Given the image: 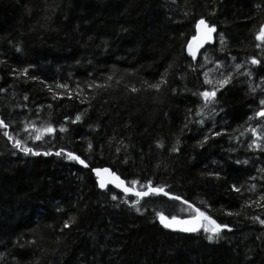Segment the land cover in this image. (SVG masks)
Segmentation results:
<instances>
[{
  "label": "trees",
  "instance_id": "16d2710c",
  "mask_svg": "<svg viewBox=\"0 0 264 264\" xmlns=\"http://www.w3.org/2000/svg\"><path fill=\"white\" fill-rule=\"evenodd\" d=\"M261 25L264 0H0V264H264ZM96 167L230 229H169L188 203Z\"/></svg>",
  "mask_w": 264,
  "mask_h": 264
},
{
  "label": "snow or ice",
  "instance_id": "6c2138e0",
  "mask_svg": "<svg viewBox=\"0 0 264 264\" xmlns=\"http://www.w3.org/2000/svg\"><path fill=\"white\" fill-rule=\"evenodd\" d=\"M197 29L199 30L201 27H203L205 29V34H206V38L207 39H211V33L213 31H215V26H211L209 27L205 21L203 19H201L197 25H196ZM195 39V37L193 38ZM256 39L257 40H264V25H261V28L259 30V33H257L256 35ZM221 40H223V37H221ZM189 53L190 55H192L193 57H195V51L192 50V45H191V42H189ZM252 63L253 64H256L258 63V61L256 59H253L252 60ZM237 67H239V65H237ZM24 71L26 72L27 69H24ZM228 79L229 77H224L223 79L217 81V83L223 87L224 84H226L228 82ZM205 83H211L210 80H208L207 78L205 79ZM59 87H67V85H59ZM149 87L151 88H154V89H159L160 88V83H155V84H151L149 85ZM133 91H136V89H133ZM215 90L213 91H205V92H202L200 93L201 96H203L205 98V101L206 102H209V101H214V97H215ZM260 104L261 105H264V100H261L260 101ZM257 116H261V117H264V108H262L259 112L256 113ZM80 119V116H77L76 117V120H79ZM0 126H3V127H7V125L4 124L3 121H0ZM63 130V129H62ZM47 132H52L53 129L51 127L47 128L46 129ZM253 132L255 133V130L253 129ZM5 135H8L7 132H5ZM9 139H12V137H9ZM36 139H40L39 136L36 137ZM15 146L16 147H20V150L23 151L24 153L26 154H36V153H33V150L31 148H28V147H21V141L20 140H16L15 141ZM91 147V145H90ZM257 147H259V145H257ZM175 150V149H173ZM63 150H61L62 152ZM61 152H57L56 155H60ZM48 153H45V155H47ZM68 157L69 158H72V159H75V160H78L81 164L84 163L83 160H80L79 156H75L73 155L72 153H67ZM97 173L100 172L99 169H96L95 170ZM104 171H107V169H105ZM114 175V174H112ZM118 179V178H117ZM123 181H120L119 184H117V186H121L123 185ZM133 184L136 183V181H133L132 182ZM100 187L103 188L105 187V182L101 181L100 183ZM234 190L236 191H239L238 188H235L234 186ZM124 191L125 192H130V191H133V189H130V188H124ZM151 191L153 193H156V192H163V189H156V188H152ZM135 195L137 196H145V195H148L147 192H136ZM164 195H168V193H164ZM116 197L113 196V199H115ZM262 199H264V197H261ZM176 199H179V197H176ZM185 203H187V201H185ZM189 207H192L193 208V212L196 213V217H194L192 220H177V218L175 216L171 217V222H166L167 221V218L164 217L163 215L160 216L161 218V222L164 223V226L165 227H169V228H172V227H176V226H179V225H191V226H185V227H182L181 230L182 231H185V232H196L198 230L199 227H203L204 228V231L206 233H210L206 238L208 240H213L214 237H218L219 236V233H220V230L222 228H226L227 225H221V224H217L214 220L211 219V217L207 216L205 214V212L201 211L199 208H194L192 205H189ZM197 219H203L204 221H208V223L211 225V227L209 226H204V225H199V224H196L194 221L197 220ZM262 224H264V220L260 221ZM68 226V223L66 222L65 223V227Z\"/></svg>",
  "mask_w": 264,
  "mask_h": 264
},
{
  "label": "water",
  "instance_id": "95a60500",
  "mask_svg": "<svg viewBox=\"0 0 264 264\" xmlns=\"http://www.w3.org/2000/svg\"><path fill=\"white\" fill-rule=\"evenodd\" d=\"M200 20H201V19H200ZM200 20H199V21H200ZM203 20L205 21V23H206L209 27L212 26V25H210V24L208 23V21H206L205 19H203ZM199 21H198V22H199ZM198 22H197V23H198ZM215 36H216V29H215V31H213V32L211 33V39H207V38H206V34H205V29H204L203 27H201V28L198 30L197 27H196V33H195V35H194L195 39H193V38H194V37H193V38L189 41V42H191L192 50L195 51V57H193V56L191 55V57H192L193 60H197V59L200 57L202 51L205 49V47H206L210 42H212V41L214 40ZM187 49H188V52H189V43H188ZM189 54H190V53H189ZM75 156H76V155H75ZM80 160H82V159L80 158ZM78 162H79V161H78ZM79 164H81V163L79 162ZM81 165L86 166V167L88 166L85 162H84L83 164H81ZM96 169H99L100 172L97 173V172L95 171ZM105 169H107V171H104ZM93 173H94V175H95V177H96V179H97V183H98L99 187H100V183H101V181L105 182V187H103V188L100 187V189H102V190L107 189L108 186H112V187H114L115 189H118L119 191H121L122 193H124L125 195H129V196H137V195H135L136 192H147L148 195H145V196H137V197H139V198H145V197H148L149 195H151V194L153 193V192L151 191L152 188L163 189V188H160V187H149V188H147V189H145V190H139V189H137V188H135V187H132V186L128 185L127 182H126V180H125L124 178H122L118 173H116L115 171H113V170H112L111 168H109V167H96V168L93 169ZM112 174H114V175H112ZM117 178H118V179H117ZM120 181H123L124 183H123V185H121V186L118 187L117 184H119ZM124 188H130V189H133V191L125 192V191H124ZM164 193H168V192L165 191V190L163 189V192H156L155 194L164 195ZM164 196H166V197H168V198H170V199H176V197H179V196H176V195H173V194H170V193H168V195H164ZM178 200L185 202V200H184L183 198H181V197H179ZM187 203H188L189 205H192V204H190L189 202H187ZM195 208H197V207H195ZM200 210H201V209H200ZM201 211H203V210H201ZM203 212H205V211H203ZM205 214H206L207 216L211 217V219L214 220L217 224H221V223H219L214 217H212L211 215H209L208 213L205 212ZM161 215H163L164 217L167 218V221H166V222H171V217H173V216H169V215H167V214H165V213H161V214L158 216V220H159V222H160L163 226H164V223L161 222V218H160ZM196 215H197V214L195 213L194 215H191V216H175V217L177 218V220H192L194 217H196ZM194 222H195L196 224H199V225H204L205 222L208 223V221H204L203 219H197V220H195ZM221 225H224V224H221ZM185 226H191V225H179V226H176V227H172V228L167 227V228L172 229V230H179V231H182L181 228H182V227H185ZM228 228L230 229V227L227 225L226 228H222L221 230L228 229ZM202 229H203V227H199L198 230H197L196 232H198V231H200V230H202ZM182 232H185V231H182ZM196 232H186V233H196Z\"/></svg>",
  "mask_w": 264,
  "mask_h": 264
},
{
  "label": "rangeland",
  "instance_id": "374dc122",
  "mask_svg": "<svg viewBox=\"0 0 264 264\" xmlns=\"http://www.w3.org/2000/svg\"><path fill=\"white\" fill-rule=\"evenodd\" d=\"M233 67V66H232ZM128 184V183H127ZM129 185V184H128ZM131 186V185H130ZM133 187V186H132ZM140 190V189H139ZM143 190V189H142ZM145 190V189H144ZM137 197V196H136ZM229 229V228H228Z\"/></svg>",
  "mask_w": 264,
  "mask_h": 264
},
{
  "label": "bare ground",
  "instance_id": "6f19581e",
  "mask_svg": "<svg viewBox=\"0 0 264 264\" xmlns=\"http://www.w3.org/2000/svg\"><path fill=\"white\" fill-rule=\"evenodd\" d=\"M194 215V214H193ZM191 216V215H190Z\"/></svg>",
  "mask_w": 264,
  "mask_h": 264
}]
</instances>
